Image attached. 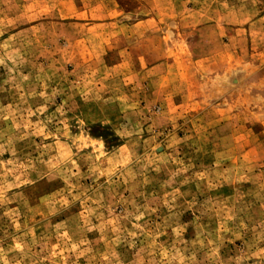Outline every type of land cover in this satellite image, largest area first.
Returning a JSON list of instances; mask_svg holds the SVG:
<instances>
[{"label": "rangeland", "instance_id": "374dc122", "mask_svg": "<svg viewBox=\"0 0 264 264\" xmlns=\"http://www.w3.org/2000/svg\"><path fill=\"white\" fill-rule=\"evenodd\" d=\"M0 264H264V0H0Z\"/></svg>", "mask_w": 264, "mask_h": 264}]
</instances>
